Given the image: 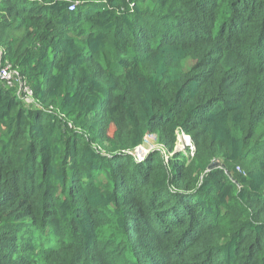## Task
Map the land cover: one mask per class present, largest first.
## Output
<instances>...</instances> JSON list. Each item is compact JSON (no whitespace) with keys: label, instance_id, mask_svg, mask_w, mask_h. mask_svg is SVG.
<instances>
[{"label":"trees","instance_id":"16d2710c","mask_svg":"<svg viewBox=\"0 0 264 264\" xmlns=\"http://www.w3.org/2000/svg\"><path fill=\"white\" fill-rule=\"evenodd\" d=\"M0 69V264H264V0H0Z\"/></svg>","mask_w":264,"mask_h":264},{"label":"rangeland","instance_id":"374dc122","mask_svg":"<svg viewBox=\"0 0 264 264\" xmlns=\"http://www.w3.org/2000/svg\"><path fill=\"white\" fill-rule=\"evenodd\" d=\"M4 71V72H3ZM0 75H5L6 77H12L13 73L7 69H0ZM189 145V138L187 136L179 135L178 142L176 145V152L183 151L186 146ZM157 143L154 137H148L144 144L137 148L133 153L135 155V159L138 161L145 160L146 157L153 151L157 150Z\"/></svg>","mask_w":264,"mask_h":264},{"label":"built area","instance_id":"2783aa9c","mask_svg":"<svg viewBox=\"0 0 264 264\" xmlns=\"http://www.w3.org/2000/svg\"><path fill=\"white\" fill-rule=\"evenodd\" d=\"M4 72V71H3ZM2 78L10 79V77H6L5 75H0Z\"/></svg>","mask_w":264,"mask_h":264}]
</instances>
